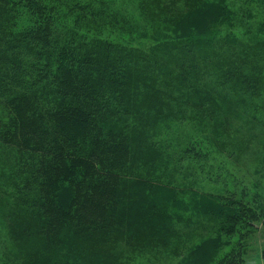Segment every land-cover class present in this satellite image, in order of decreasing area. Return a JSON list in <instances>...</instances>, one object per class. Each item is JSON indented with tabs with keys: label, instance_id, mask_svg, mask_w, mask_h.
<instances>
[{
	"label": "rangeland",
	"instance_id": "1",
	"mask_svg": "<svg viewBox=\"0 0 264 264\" xmlns=\"http://www.w3.org/2000/svg\"><path fill=\"white\" fill-rule=\"evenodd\" d=\"M64 1L47 2L45 10L59 11ZM143 1L147 13L138 9L141 0H115L128 18V30H114L119 42L157 44L188 30L150 9L153 0ZM196 2L194 26L209 24L187 36L199 37L195 63L205 66L200 89L211 100L162 103L161 119L153 118L156 104L145 109L138 130L151 144L136 155L138 141L131 144L120 172L124 197L110 203L102 192L86 199L74 190L70 203L67 185L52 204L63 207L71 197L65 204L72 213L63 222L58 213L37 214L30 206L41 198L37 181H30L37 169L29 171L39 152L9 135L17 110L0 103V264H218V258L219 264H264V64L250 59L264 58V0ZM221 2L229 17L209 20L210 4ZM158 7L170 16L188 8L187 0H161ZM82 26L105 38L93 19ZM143 108L138 105L136 115ZM135 174L148 182L134 181ZM50 219L63 225L46 239L40 230Z\"/></svg>",
	"mask_w": 264,
	"mask_h": 264
},
{
	"label": "trees",
	"instance_id": "2",
	"mask_svg": "<svg viewBox=\"0 0 264 264\" xmlns=\"http://www.w3.org/2000/svg\"><path fill=\"white\" fill-rule=\"evenodd\" d=\"M50 1L0 0V103L17 110L18 121H13L9 135L33 143L32 151L39 152L38 163L29 171L37 169L30 181L36 180L41 192L39 201L31 202L32 210L37 209V214L46 210L58 213L63 222L70 213L65 203L71 197L63 207L52 204L59 203L60 191L67 185L74 194L70 203L79 192L74 190H80L79 196L84 194L86 199L94 191L102 192L101 197L110 203L124 197L120 172L133 150L131 144L138 141L133 155L151 144L149 138L140 140L142 133L138 130L146 108L152 110L155 104L159 107L155 109L156 119L160 118L162 103L211 100L202 96L200 89L205 66L195 63L194 45L199 44V37L187 36L190 29L203 30L202 26L209 23L201 28L199 24L194 26L200 13L196 0H187V11L176 10L172 16L159 9L161 0H153L148 4L150 9H157L160 16L181 28L188 25V30L157 44L129 45L115 37L114 30H128V18L115 0H65L60 10L53 8L52 13L45 10ZM222 4H210L209 20L223 22L229 17ZM140 5V12L147 13L145 1ZM77 10L81 15H74ZM86 19H93L104 29L105 38L82 29ZM261 55L250 58L251 62L264 64ZM210 90L208 87L206 91ZM138 105L144 107L139 116ZM132 116L134 123L129 121ZM133 177L138 183L148 182L141 174ZM62 225L56 226L51 219L44 221L41 236L49 239ZM237 255L243 259L242 253Z\"/></svg>",
	"mask_w": 264,
	"mask_h": 264
}]
</instances>
